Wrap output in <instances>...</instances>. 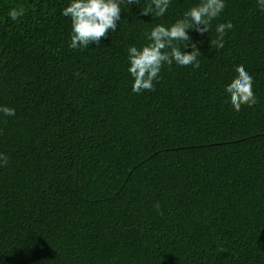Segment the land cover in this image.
Listing matches in <instances>:
<instances>
[{"label": "trees", "instance_id": "16d2710c", "mask_svg": "<svg viewBox=\"0 0 264 264\" xmlns=\"http://www.w3.org/2000/svg\"><path fill=\"white\" fill-rule=\"evenodd\" d=\"M147 2L78 50L69 0H0V106L16 110L0 115V264H264V12L227 0L190 32L200 68L165 65L136 94L128 47L199 0L160 19ZM240 67L258 102L236 112L225 86Z\"/></svg>", "mask_w": 264, "mask_h": 264}, {"label": "clouds", "instance_id": "9594fccd", "mask_svg": "<svg viewBox=\"0 0 264 264\" xmlns=\"http://www.w3.org/2000/svg\"><path fill=\"white\" fill-rule=\"evenodd\" d=\"M260 11L264 12V0H256ZM140 0H69L61 15L71 20V36L69 47L84 50L90 45L102 47L103 39H107L109 31L116 33L122 22V9L127 6H137ZM172 0H148L141 15H151L152 19L164 17ZM227 0H199L183 13L181 19L166 26L156 24L147 33L148 43L141 48L129 46L127 49V72L133 79L132 91L141 94L144 91H154V82H159L160 73L165 65L173 64L181 67L191 66L193 70L200 68L198 57L202 53L190 36V32L201 35L208 33L212 21L224 12ZM25 14L21 8H11L8 17L15 22ZM231 22L216 26L217 49L225 46V37L233 29ZM188 42V43H185ZM189 47L191 51H188ZM237 77L225 86L232 110L240 112L243 107H253L257 104L254 93V78L243 67L236 70ZM0 115L15 117L16 110L0 106ZM8 163V157L0 152V166ZM157 209L159 205H156Z\"/></svg>", "mask_w": 264, "mask_h": 264}]
</instances>
